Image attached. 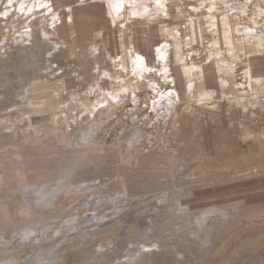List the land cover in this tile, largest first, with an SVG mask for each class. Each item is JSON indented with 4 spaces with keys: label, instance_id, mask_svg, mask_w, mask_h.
Returning <instances> with one entry per match:
<instances>
[{
    "label": "rangeland",
    "instance_id": "1",
    "mask_svg": "<svg viewBox=\"0 0 264 264\" xmlns=\"http://www.w3.org/2000/svg\"><path fill=\"white\" fill-rule=\"evenodd\" d=\"M18 1L0 5V264H264V48L238 32L264 0H138L115 18L108 0Z\"/></svg>",
    "mask_w": 264,
    "mask_h": 264
},
{
    "label": "bare ground",
    "instance_id": "2",
    "mask_svg": "<svg viewBox=\"0 0 264 264\" xmlns=\"http://www.w3.org/2000/svg\"><path fill=\"white\" fill-rule=\"evenodd\" d=\"M16 0H10L9 2H8V5H11V6H16L17 4V1L15 2ZM40 1V0H39ZM47 1V0H46ZM134 1H135V3H136V1H138V0H108L107 2L109 3V6H111L109 9H111V13H113L112 15L114 16V18H115V16H117V14H118V12L120 11V10H122L123 8H125V6H126V4L127 3H132V4H134ZM155 1V3H157V4H159V5H163L164 4V0H154ZM212 1V0H211ZM226 1V0H225ZM41 2V1H40ZM140 2V1H139ZM214 2V1H213ZM227 2V1H226ZM225 2V3H226ZM18 5H19V7H20V10L21 11H27V12H29V11H32V10H34L35 9V7L37 6V5H33L32 6V9H31V6H29V9L26 7V8H24L25 6H24V2H20V1H18ZM44 3V2H43ZM42 3V4H43ZM202 3V2H201ZM41 4V3H40ZM227 4V3H226ZM229 4V3H228ZM8 5H7V7H8ZM44 6V8L42 9V10H46V8L48 9V10H50V12L52 13V14H55V13H57L58 12V10H59V8L58 7H55V5L53 6V7H51L50 8V6H48V7H46L48 4H43ZM136 5L138 6V4L136 3ZM231 5V4H230ZM229 5V6H230ZM52 6V5H51ZM41 7V6H40ZM215 3H212L211 5H210V10H212V9H215ZM237 7H238V5H234V6H232V9H234V10H237ZM42 8V7H41ZM245 8V7H244ZM39 9V8H38ZM195 9L197 10V6H195ZM240 9L241 10H243V12H245V10L246 9H243V6L242 7H240ZM40 10V9H39ZM140 13H142V12H140ZM140 13H136V14H140ZM59 16H60V13L58 14ZM143 15V14H142ZM237 17H241L240 15H236ZM263 18L264 19V9H263V7H261L260 8V11H256L255 12V14L252 16V19H254V25H252V24H246V25H239V30H238V32H239V35H241V37H240V39H241V41H242V43L244 44V41H247V43L249 44V46H250V48H253V47H255V46H257V48H258V50L259 51H262V49L264 48V23L262 24V23H260V21H258V19L259 18ZM211 18L213 19V17L211 16ZM224 18H230V16L229 17H222L221 18V22L224 24V23H226V20L224 19ZM72 20V19H71ZM214 20V19H213ZM195 23H196V21H195ZM194 24V23H193ZM213 25V24H212ZM211 25V26H212ZM167 26V25H166ZM214 26H215V23H214ZM210 27V26H209ZM147 29L149 28L148 26L146 27ZM171 28V27H170ZM212 30V29H211ZM173 31V30H172ZM171 32V31H170ZM178 32H180V31H178ZM173 33V32H172ZM171 33V34H172ZM150 34V33H149ZM196 34V33H195ZM213 34V33H212ZM174 36V38H178V35H176V34H174L173 35ZM196 36V35H195ZM194 36V37H195ZM180 37H182V36H180ZM202 38V37H201ZM156 45V44H155ZM210 45H211V43H210ZM245 45V44H244ZM212 46V45H211ZM210 46V47H211ZM155 48H157L158 50H159V53L161 54L160 56H161V58L164 60V62H166V60H167V51H166V48H164V46L162 47L161 45H159V46H157L156 45V47ZM214 50V49H213ZM211 51V50H210ZM251 51H253V50H251ZM256 51V50H255ZM254 52V51H253ZM157 54V53H156ZM214 54H217V55H219L218 54V50L216 49V53L215 52H212V56L214 55ZM216 57V56H215ZM214 58V57H213ZM221 58H223V57H221ZM219 59V58H218ZM130 61H131V63H132V65L134 66V64H133V61H132V57H130ZM237 64V63H236ZM191 65H193V63L191 64ZM234 65V64H233ZM137 66H139V70H144V69H147V66H148V63H147V58H145V56L144 55H142L141 53H138V58H137ZM183 67H188V65L186 64L185 66H183ZM135 69V68H134ZM164 69H166V67L164 66ZM148 70H149V68H148ZM231 70H234V68L233 69H231ZM249 74H250V76H251V78H253V76L251 75V71L249 72V70L247 71ZM264 75L261 73V74H258L257 75V77H256V80H258V81H260V80H262V77H263ZM256 80H255V82H256ZM247 82V81H246ZM263 83V82H262ZM264 84V83H263ZM157 85V84H156ZM156 85L154 84H151V87H152V89H155L156 88ZM241 85H244V83L242 82V84ZM262 85V84H261ZM194 87V83H191V85H190V87L189 88H193ZM205 93V92H204ZM167 96V99H165V97ZM243 97V96H242ZM177 99L178 100V96H176V94L174 93V91H171V93H168V94H164V96L163 97H161L160 99H158V100H155L154 102H153V108H154V110L156 111L157 110V108L158 107H160V106H168V102H169V99ZM197 99V98H196ZM137 100V99H136ZM17 102V101H16ZM204 102V101H203ZM206 103V102H205ZM23 104V103H22ZM32 105V104H31ZM203 105V104H202ZM210 107H213V106H210ZM21 108H22V106H21ZM1 111V110H0ZM94 112V111H93ZM99 113V115L101 114V118L99 119V120H94L93 121V123L90 125V127H89V129L88 130H83V131H81L80 133H78V134H76V135H72L69 139L67 138L66 139V142L68 143V146L72 149L71 150V154H74L73 156H75L76 154H79L82 150H83V148L85 147V149H89V148H91V146L92 145H96V142L93 140V138L96 136V133L98 132V130H100V128H101V126H102V124H103V122H104V119H106L107 117H104V116H106L107 114H108V112L106 111V109H99V111H98ZM96 116V115H95ZM23 118V117H22ZM99 118V117H98ZM110 118V117H109ZM55 121V120H54ZM54 123V122H53ZM245 126V125H244ZM53 128V127H52ZM82 128V127H81ZM102 129V128H101ZM198 130V129H197ZM38 132H40L39 130H38ZM140 132V131H139ZM200 132V131H199ZM36 134H37V132H35ZM100 133V132H99ZM134 133V132H133ZM141 133V132H140ZM48 136V135H47ZM37 137H39V135L37 136ZM66 136H64V138H65ZM141 138V137H140ZM63 139V138H62ZM185 139V138H184ZM61 141V140H60ZM62 142L64 143V145H65V143L66 142H64L63 140H62ZM135 142V141H134ZM43 143V142H42ZM60 143V142H59ZM61 144V143H60ZM133 144V143H132ZM135 144V143H134ZM67 146V147H68ZM132 146V145H131ZM57 147V146H56ZM59 147V146H58ZM64 147V146H63ZM134 147V146H133ZM60 148V147H59ZM59 150V149H58ZM68 150V149H67ZM62 152V151H61ZM76 152V153H75ZM179 158H181L180 156H179ZM183 158H184V156H183ZM58 161V160H57ZM63 164V163H62ZM67 164H63V166L62 167H59V169H55L56 171H50V173H51V176H50V179H49V181H51L52 179H54V178H56V179H58V180H62V179H67L68 178V176H65L64 174H63V176H61L60 175V173L62 172V169L66 166ZM53 166H55V165H53ZM63 173V172H62ZM85 182H83V183H85V189H87V190H95L96 189V187L98 186V185H100V183L99 184H96L95 183V181H94V178L92 177V175H89L87 178H86V180H84ZM166 181V180H165ZM102 182H103V180H102ZM161 182V181H160ZM171 183V182H170ZM81 184H82V182H81ZM102 184V183H101ZM53 186V185H52ZM60 186H62V185H60ZM169 186V185H168ZM81 187H82V185H81ZM84 188V187H83ZM98 188V187H97ZM167 188V187H166ZM59 189H61V187H55L54 189H51V188H47L46 190H41L39 193H38V195H39V200H40V202H41V204H43V205H47L46 203H49L50 204V206H52V204L55 202V198H56V193H58L59 191ZM84 189V190H85ZM86 190V191H87ZM58 191V192H57ZM30 192V191H29ZM35 194V193H34ZM37 194V193H36ZM93 194H94V191H93ZM58 195V194H57ZM160 195V194H159ZM94 198V200L92 199V201H91V203H90V206L89 207H91V206H96V204L98 203V201H97V199H96V197H93ZM37 200V199H36ZM116 200V199H115ZM125 204V203H124ZM87 205H89V204H87ZM118 207V206H117ZM43 208V207H42ZM44 209V208H43ZM91 209V208H90ZM50 210V209H49ZM44 211V210H43ZM105 211H107V209L105 210ZM104 211V212H105ZM54 213V212H53ZM91 214H93L92 212H91ZM96 218V217H95ZM127 219V218H126ZM125 219V220H126ZM153 220V219H152ZM87 222H85V223H88L87 225H83L81 228H84L83 230H85V228L87 229V230H92V229H95V225H96V223L93 221V219L92 218H89V220H86ZM89 221H92L91 223H89ZM119 221V220H118ZM126 222V221H125ZM47 223V222H46ZM76 228L77 229H80L79 228V226H76ZM81 230V229H80ZM86 230V231H87ZM90 230V231H91ZM58 232V231H57ZM33 233V232H32ZM37 234H38V232H37ZM41 235H43V234H41ZM57 235V234H56ZM43 237H45V236H43ZM32 238V237H31ZM39 238V237H38ZM42 238V237H41ZM62 238V237H61ZM4 239V238H3ZM43 240H44V238H42ZM1 240V239H0ZM42 240V241H43ZM40 241V240H39ZM62 241V240H61ZM59 243V242H58ZM60 245V244H59ZM39 246V245H38ZM54 246H56V244L54 245ZM54 248H58L57 246L56 247H53V248H49L47 251H44V252H42V253H40V254H36V256H34L32 259L34 260V259H36V260H38V261H44L45 260V258H47L48 256H43V255H46V254H49V253H51L50 252V250H52V249H54ZM55 250V249H54ZM53 252V251H52ZM36 253V252H35ZM58 256V255H57ZM31 259V260H32ZM44 259V260H43ZM33 262V261H32ZM31 262V263H32ZM39 263V262H38ZM51 263V262H50ZM11 264V263H10ZM44 264V263H43Z\"/></svg>",
    "mask_w": 264,
    "mask_h": 264
},
{
    "label": "crops",
    "instance_id": "3",
    "mask_svg": "<svg viewBox=\"0 0 264 264\" xmlns=\"http://www.w3.org/2000/svg\"><path fill=\"white\" fill-rule=\"evenodd\" d=\"M19 1H20V0H19ZM25 1H28V0H25ZM25 1H23V2H25ZM58 1H59V3H60V1H61V4H62V5H64V4H65V5H66V4L69 5V4L71 3V1H73V0H67V1H66V0H58ZM20 2H22V1H20ZM1 4H3L5 7H7L6 5H8V0H1L0 5H1ZM32 6H33V5H32ZM8 7H11V5H8ZM31 9H32V8H31ZM9 10H10V9H7L6 12L8 13ZM166 51H167V50H166Z\"/></svg>",
    "mask_w": 264,
    "mask_h": 264
},
{
    "label": "built area",
    "instance_id": "4",
    "mask_svg": "<svg viewBox=\"0 0 264 264\" xmlns=\"http://www.w3.org/2000/svg\"><path fill=\"white\" fill-rule=\"evenodd\" d=\"M37 1V0H36ZM24 5H25V2H24Z\"/></svg>",
    "mask_w": 264,
    "mask_h": 264
}]
</instances>
